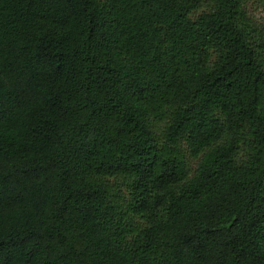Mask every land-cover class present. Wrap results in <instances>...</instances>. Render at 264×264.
Here are the masks:
<instances>
[{
  "label": "trees",
  "instance_id": "obj_1",
  "mask_svg": "<svg viewBox=\"0 0 264 264\" xmlns=\"http://www.w3.org/2000/svg\"><path fill=\"white\" fill-rule=\"evenodd\" d=\"M264 0H0V264H264Z\"/></svg>",
  "mask_w": 264,
  "mask_h": 264
},
{
  "label": "rangeland",
  "instance_id": "obj_2",
  "mask_svg": "<svg viewBox=\"0 0 264 264\" xmlns=\"http://www.w3.org/2000/svg\"><path fill=\"white\" fill-rule=\"evenodd\" d=\"M254 13L257 15L259 21L263 20L264 12H262L260 10H256V11L254 10Z\"/></svg>",
  "mask_w": 264,
  "mask_h": 264
}]
</instances>
